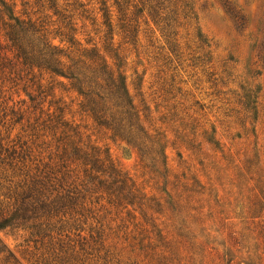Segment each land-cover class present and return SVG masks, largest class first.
Wrapping results in <instances>:
<instances>
[{
    "label": "trees",
    "instance_id": "obj_1",
    "mask_svg": "<svg viewBox=\"0 0 264 264\" xmlns=\"http://www.w3.org/2000/svg\"><path fill=\"white\" fill-rule=\"evenodd\" d=\"M19 1L0 0V115L20 121L16 103L28 100L23 110L36 117L22 123L16 138L0 131V228L27 231L37 249L33 264H92L88 244L98 232L96 209L130 215L153 198L92 144L88 124L137 148L142 160L143 145L151 143L165 168L161 147L167 141L147 123L149 107L130 89L124 50H138L147 36L160 71L180 63L185 46L193 60H203L197 48L207 41L199 29L196 48L187 41L189 32L180 39L182 28L198 17L196 0ZM218 1L238 29L247 27L240 6ZM87 23L91 30L84 33ZM253 44L264 66V24ZM4 90L23 92L27 100L6 105ZM72 104L88 123L67 116ZM0 263L24 264L1 239Z\"/></svg>",
    "mask_w": 264,
    "mask_h": 264
},
{
    "label": "rangeland",
    "instance_id": "obj_2",
    "mask_svg": "<svg viewBox=\"0 0 264 264\" xmlns=\"http://www.w3.org/2000/svg\"><path fill=\"white\" fill-rule=\"evenodd\" d=\"M233 1L248 17L245 29L218 0H196L198 17L180 39L189 32L196 48L199 29L207 41L197 48L203 60H193L185 46L180 63L160 71L147 36L138 50H124L130 89L147 103V123L167 141L166 165L151 143L143 145L142 160L137 148L88 124L92 144L153 198L141 208L129 205L130 215L96 209L92 264H264V66L253 44L264 24V0ZM4 98L11 105L27 95L4 90ZM27 104L16 103L20 121L1 113V136L16 138L22 123L34 121L35 113L23 110ZM75 108L67 116L88 123ZM27 238L22 228H0L3 247L33 264L37 249Z\"/></svg>",
    "mask_w": 264,
    "mask_h": 264
}]
</instances>
